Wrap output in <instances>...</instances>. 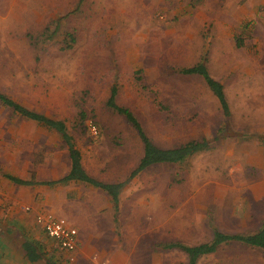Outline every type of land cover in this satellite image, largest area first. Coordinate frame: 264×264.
Masks as SVG:
<instances>
[{
    "label": "rangeland",
    "instance_id": "obj_1",
    "mask_svg": "<svg viewBox=\"0 0 264 264\" xmlns=\"http://www.w3.org/2000/svg\"><path fill=\"white\" fill-rule=\"evenodd\" d=\"M199 61L223 85L228 116L200 76L181 72ZM113 86L159 147L208 145L128 180L143 144L106 105ZM0 92L63 120L84 165L125 181L117 209L83 223L68 264H187L164 245L264 220V0H0ZM197 264H264V251L230 242Z\"/></svg>",
    "mask_w": 264,
    "mask_h": 264
},
{
    "label": "crops",
    "instance_id": "obj_2",
    "mask_svg": "<svg viewBox=\"0 0 264 264\" xmlns=\"http://www.w3.org/2000/svg\"><path fill=\"white\" fill-rule=\"evenodd\" d=\"M15 115L26 124L15 127ZM81 162L87 174L97 180L124 182L119 203L125 181L101 178L84 165L82 157ZM70 168L68 147L57 131L23 117L0 100V264H68L77 260L85 244L83 223H102L98 214L104 207L105 212L117 209L111 196L100 188L78 180L57 182ZM46 212L65 218L76 228L74 252L61 250L36 223L35 216ZM105 214V222H111L112 215ZM52 245L55 252L49 248Z\"/></svg>",
    "mask_w": 264,
    "mask_h": 264
},
{
    "label": "trees",
    "instance_id": "obj_3",
    "mask_svg": "<svg viewBox=\"0 0 264 264\" xmlns=\"http://www.w3.org/2000/svg\"><path fill=\"white\" fill-rule=\"evenodd\" d=\"M183 74H192L200 76L208 88L215 94L219 104L222 108L224 116L229 115V108L225 98L223 85L220 81L213 78L203 61H199L195 65L183 68L181 70ZM116 88L113 86L110 91V95L106 101V105L112 108L117 113L123 115L125 119L135 128L138 136L143 144V152L139 159L137 166L131 171L129 179L137 175L142 170L149 166L160 163H176L185 160L188 156L193 153L200 151L208 145L207 140L203 139L201 141H188L173 148H162L156 145L152 140L146 135L143 130L139 120L134 116V114L126 107L119 106L115 100ZM0 100L12 108L16 113L22 115L23 117L33 120L36 123L43 125L49 129L57 131L65 144L68 147L69 157L71 161V168L69 173L58 180L57 182L66 183L68 181H83L94 187L100 188L107 192L113 202L114 208L118 205L119 191L123 187L124 182L121 183H106L96 178H93L84 170L81 162V152L75 146L72 135L68 132L65 122L61 119H54L48 117L42 113L35 110H31L15 100L6 97L0 93ZM83 117V115H82ZM16 182L23 183L22 180L15 179ZM25 182V181H24ZM230 242H240L245 245L259 248L264 251V220L261 226L253 233L249 234H229L224 233L218 229L213 230L212 238L207 241L197 245H187L181 242H172L165 244V248H178L182 250L187 255V264H197L199 258L203 255L215 252L219 246Z\"/></svg>",
    "mask_w": 264,
    "mask_h": 264
},
{
    "label": "built area",
    "instance_id": "obj_4",
    "mask_svg": "<svg viewBox=\"0 0 264 264\" xmlns=\"http://www.w3.org/2000/svg\"><path fill=\"white\" fill-rule=\"evenodd\" d=\"M88 130L93 136H97L99 133L97 126L92 122L88 123ZM26 209L29 210V207ZM35 221L48 237L57 242L61 250L74 252L77 246V230L70 226L65 218L46 212L38 213L35 216ZM70 260H73L72 256H70Z\"/></svg>",
    "mask_w": 264,
    "mask_h": 264
}]
</instances>
